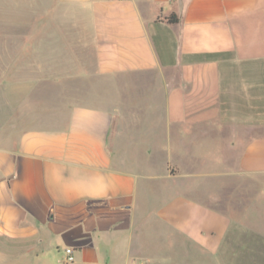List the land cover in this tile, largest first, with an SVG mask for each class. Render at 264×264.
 Here are the masks:
<instances>
[{"label": "crops", "instance_id": "obj_1", "mask_svg": "<svg viewBox=\"0 0 264 264\" xmlns=\"http://www.w3.org/2000/svg\"><path fill=\"white\" fill-rule=\"evenodd\" d=\"M225 180L264 217V0H0V264H264Z\"/></svg>", "mask_w": 264, "mask_h": 264}, {"label": "rangeland", "instance_id": "obj_2", "mask_svg": "<svg viewBox=\"0 0 264 264\" xmlns=\"http://www.w3.org/2000/svg\"><path fill=\"white\" fill-rule=\"evenodd\" d=\"M210 149V148H209ZM202 180V179H200ZM183 182V181H182ZM215 182L219 183L220 180L217 178H212V177H205L203 180V184L201 186H203V194L208 193V192H213L215 190H219L217 188H215ZM227 182L226 187L223 188L222 191H226L225 193L222 192V195H215L212 196V194H207L205 195L206 200L208 203H211L212 205H214L215 207H218L219 209H222L224 211H226L229 215L232 216V218H236V219H245L246 221H250L252 223H254L256 226H259L260 229H262L264 231V217L262 218H256V220L245 216L244 215V211L243 208H235L237 206H239L238 204H243L245 202H247V200L244 199V196L238 195L236 196L235 192V188L238 187L240 185V182H235L232 180L231 185L233 186V188L231 189V187H228V180H225V183ZM257 184H253V186L255 187ZM232 191H231V190ZM229 190L231 191L229 193ZM240 198V199H237ZM256 198V196H254V199ZM252 202H255L254 200L251 199ZM230 206H232L234 208V210H229ZM259 213H263V211H255L252 214L250 213L249 215L251 217H256ZM260 215V214H259ZM59 246H54L51 248H46V244L43 243L41 245H39L37 248L31 250V258H30V262L31 264H66L63 263L61 260L62 257V249L58 248ZM17 263V262H16ZM18 264V263H17Z\"/></svg>", "mask_w": 264, "mask_h": 264}, {"label": "built area", "instance_id": "obj_3", "mask_svg": "<svg viewBox=\"0 0 264 264\" xmlns=\"http://www.w3.org/2000/svg\"><path fill=\"white\" fill-rule=\"evenodd\" d=\"M72 260H73L72 248H70V247L65 248L64 254L62 256V262L63 263H69Z\"/></svg>", "mask_w": 264, "mask_h": 264}, {"label": "trees", "instance_id": "obj_4", "mask_svg": "<svg viewBox=\"0 0 264 264\" xmlns=\"http://www.w3.org/2000/svg\"><path fill=\"white\" fill-rule=\"evenodd\" d=\"M164 19L169 23H175L179 20V17L175 13H170L164 16Z\"/></svg>", "mask_w": 264, "mask_h": 264}]
</instances>
